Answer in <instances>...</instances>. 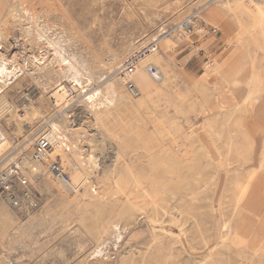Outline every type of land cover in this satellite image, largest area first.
<instances>
[{
	"label": "rangeland",
	"instance_id": "374dc122",
	"mask_svg": "<svg viewBox=\"0 0 264 264\" xmlns=\"http://www.w3.org/2000/svg\"><path fill=\"white\" fill-rule=\"evenodd\" d=\"M0 264H264V0H0Z\"/></svg>",
	"mask_w": 264,
	"mask_h": 264
},
{
	"label": "built area",
	"instance_id": "2783aa9c",
	"mask_svg": "<svg viewBox=\"0 0 264 264\" xmlns=\"http://www.w3.org/2000/svg\"><path fill=\"white\" fill-rule=\"evenodd\" d=\"M128 86L131 89V91H133V93L138 94L137 88L135 87L134 83L130 82ZM52 142H53V139L49 135L44 136L40 140L39 145L36 148V152H35V154H36L35 157H36L37 160H42L45 157H47V155H48V151L47 150H48V148H50L52 146V144H53ZM22 182L24 184H26L27 183V179L24 177ZM9 199H10V201H11V203L13 205H15V206L19 205V200L14 195V193H10L9 192Z\"/></svg>",
	"mask_w": 264,
	"mask_h": 264
},
{
	"label": "bare ground",
	"instance_id": "6f19581e",
	"mask_svg": "<svg viewBox=\"0 0 264 264\" xmlns=\"http://www.w3.org/2000/svg\"><path fill=\"white\" fill-rule=\"evenodd\" d=\"M252 9V8H251ZM261 14V13H260ZM195 19V18H194ZM3 68V67H2ZM2 70H4V69H2ZM149 73L150 74H152L153 76H155V77H159V71L155 68V67H150L149 68ZM242 72V71H241ZM237 74V73H236ZM241 74V73H240ZM241 80L239 81V83L241 84ZM232 83V82H231ZM135 84H136V86H137V88L138 89H141V90H143L144 88H148L149 87V85H151V79H150V77L148 76V75H146V74H139L138 75V77H137V79L135 80ZM233 84V83H232ZM235 88V87H234ZM234 90V89H233ZM236 91V90H235ZM246 91V90H245ZM250 91V90H249ZM248 91V92H249ZM233 92V91H232ZM60 93L62 94V95H64L65 97H68V90H67V88H62V89H60ZM244 93V92H243ZM59 94V93H58ZM248 95V94H247ZM251 95H252V93H251ZM241 96V95H240ZM239 96V97H240ZM246 100H248V99H246ZM245 100V101H246ZM248 102V101H247ZM61 148H60V146H59V149H57L56 148V150H60ZM62 150V149H61ZM33 162V161H32ZM140 185V184H139ZM146 186V185H145ZM145 186H142V187H145ZM134 195V194H133ZM146 197V196H145ZM150 202H152V201H150ZM154 202H157V201H155V199H154ZM167 209V208H166ZM106 229V228H105ZM107 234V233H106Z\"/></svg>",
	"mask_w": 264,
	"mask_h": 264
}]
</instances>
